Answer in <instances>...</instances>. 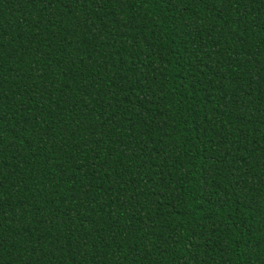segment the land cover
Masks as SVG:
<instances>
[{
    "label": "trees",
    "instance_id": "obj_1",
    "mask_svg": "<svg viewBox=\"0 0 264 264\" xmlns=\"http://www.w3.org/2000/svg\"><path fill=\"white\" fill-rule=\"evenodd\" d=\"M0 264H264V0H0Z\"/></svg>",
    "mask_w": 264,
    "mask_h": 264
}]
</instances>
